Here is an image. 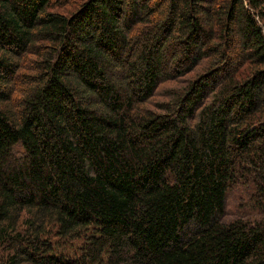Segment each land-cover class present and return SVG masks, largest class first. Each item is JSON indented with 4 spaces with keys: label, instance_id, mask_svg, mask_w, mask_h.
<instances>
[{
    "label": "trees",
    "instance_id": "trees-1",
    "mask_svg": "<svg viewBox=\"0 0 264 264\" xmlns=\"http://www.w3.org/2000/svg\"><path fill=\"white\" fill-rule=\"evenodd\" d=\"M0 264H264V0H0Z\"/></svg>",
    "mask_w": 264,
    "mask_h": 264
},
{
    "label": "rangeland",
    "instance_id": "rangeland-1",
    "mask_svg": "<svg viewBox=\"0 0 264 264\" xmlns=\"http://www.w3.org/2000/svg\"><path fill=\"white\" fill-rule=\"evenodd\" d=\"M239 49V44H236L234 46V50ZM175 84L169 83L165 85H161L158 89H160V93L165 91L166 89L164 88H174ZM157 99H160V97H157ZM247 190L244 186L236 187L233 188L232 190L228 191L226 194V211H225V217L224 220H229L232 218H237V217H243L246 218H253V214L249 211L248 208L241 207V210H239V204L244 203L245 199L247 198Z\"/></svg>",
    "mask_w": 264,
    "mask_h": 264
}]
</instances>
